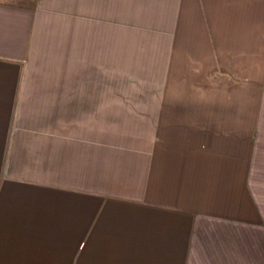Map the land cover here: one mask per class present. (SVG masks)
I'll use <instances>...</instances> for the list:
<instances>
[{"label": "crops", "instance_id": "0c3cea01", "mask_svg": "<svg viewBox=\"0 0 264 264\" xmlns=\"http://www.w3.org/2000/svg\"><path fill=\"white\" fill-rule=\"evenodd\" d=\"M0 264H264V0H0Z\"/></svg>", "mask_w": 264, "mask_h": 264}]
</instances>
